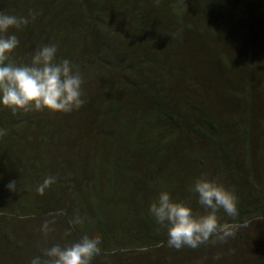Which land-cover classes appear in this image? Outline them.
<instances>
[{
  "label": "trees",
  "instance_id": "16d2710c",
  "mask_svg": "<svg viewBox=\"0 0 264 264\" xmlns=\"http://www.w3.org/2000/svg\"><path fill=\"white\" fill-rule=\"evenodd\" d=\"M0 12L29 18L9 30L10 60L55 43L84 100L70 113L0 107V264L86 232L102 239L90 264H264V236L250 260L237 242L264 221V0H0ZM201 176L236 195L235 217L217 213L235 234L170 248L149 205L166 190L202 212ZM58 212L62 230L33 252L1 224Z\"/></svg>",
  "mask_w": 264,
  "mask_h": 264
},
{
  "label": "clouds",
  "instance_id": "9594fccd",
  "mask_svg": "<svg viewBox=\"0 0 264 264\" xmlns=\"http://www.w3.org/2000/svg\"><path fill=\"white\" fill-rule=\"evenodd\" d=\"M28 22V17L0 12V107L9 109L13 115L31 110L61 113L78 110L84 103L81 73L70 60L57 58L55 43L37 46L26 63L10 60L20 41L9 30ZM54 182L55 177H46L38 192L42 194ZM14 186L15 182H11L8 188L13 190ZM191 191L197 195L202 212H194L189 204L174 200L166 190H161L149 205V215L166 229L168 246L176 250L196 249L212 238L226 240L234 236L236 225L221 224L217 216L221 209L229 217L238 214L234 192L205 176L194 180ZM48 230L49 222L45 221L41 231ZM101 243L98 234L86 232L78 239L44 249L29 264H90L99 255Z\"/></svg>",
  "mask_w": 264,
  "mask_h": 264
},
{
  "label": "rangeland",
  "instance_id": "374dc122",
  "mask_svg": "<svg viewBox=\"0 0 264 264\" xmlns=\"http://www.w3.org/2000/svg\"><path fill=\"white\" fill-rule=\"evenodd\" d=\"M217 68H215V66L210 63L209 64V71L213 72L214 70H216ZM53 216V217H52ZM62 214L61 213H52V214H46L44 216H35L32 218H22V217H18V218H14L13 220L10 221H3L1 224L4 227L10 228L15 230V233L17 235V237H11L10 239H13L14 242L17 241V245L18 243H21V245L23 246V249H26L29 252H33L36 248V245H40L41 248H43V244L45 239L56 229L62 230L63 228V221L60 220L59 221V217H61ZM48 221L49 222V230L47 232H42L41 231V225L45 222ZM245 237L246 238H242L241 242L239 240H237L238 244H239V248L243 249V252L245 253V257L247 260H250V254H252L251 249L253 248L254 244L257 243V241H259V237L264 236V221H262L261 223H258L255 226H253L250 230L247 229L245 230ZM247 235L249 236V238H247ZM258 237V238H257ZM246 244H253V245H246ZM11 251L13 250V245L10 246L8 248ZM19 249H21V247H19ZM7 250V249H5ZM8 251V250H7ZM218 254L220 255H227L228 253L224 250L221 249L218 251ZM10 258L14 257L17 258L18 261V257H16V255L14 254L13 256L8 255ZM237 256L235 259L236 262L241 263V261H238L241 258H244L243 255L241 253H237ZM6 257V256H5ZM26 261L25 258L21 257V264H24Z\"/></svg>",
  "mask_w": 264,
  "mask_h": 264
}]
</instances>
